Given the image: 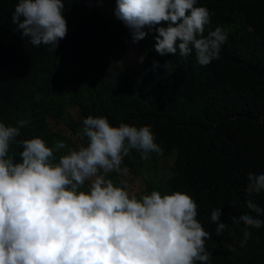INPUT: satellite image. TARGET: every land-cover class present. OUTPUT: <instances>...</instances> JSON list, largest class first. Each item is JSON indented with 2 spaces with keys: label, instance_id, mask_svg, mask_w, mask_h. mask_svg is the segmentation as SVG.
<instances>
[{
  "label": "trees",
  "instance_id": "obj_1",
  "mask_svg": "<svg viewBox=\"0 0 264 264\" xmlns=\"http://www.w3.org/2000/svg\"><path fill=\"white\" fill-rule=\"evenodd\" d=\"M17 3L0 0V122L16 126L30 117L18 139L68 148L82 143L78 133L89 115L113 126H150L162 151L149 154L147 170L132 150L121 171L105 178L137 197L155 188L189 194L211 235L210 264H264V226L257 229V257L237 259L250 238L241 246L245 231L232 219L250 211L248 173H264V0H197L211 14L205 35L216 27L228 33L207 66L194 53L160 56L152 34L132 43L114 15L116 0H63L66 37L55 51L34 47L11 23ZM255 202L264 207V192ZM216 208L227 225L219 236L210 219Z\"/></svg>",
  "mask_w": 264,
  "mask_h": 264
},
{
  "label": "clouds",
  "instance_id": "obj_2",
  "mask_svg": "<svg viewBox=\"0 0 264 264\" xmlns=\"http://www.w3.org/2000/svg\"><path fill=\"white\" fill-rule=\"evenodd\" d=\"M113 12L132 43L152 34L160 56L194 53L201 66L218 59L228 39L221 27L205 35L211 14L197 0H116ZM11 23L34 47L53 51L68 31L63 0H18ZM30 119L0 122V264H210L205 242L211 235L189 194L152 190L137 197L105 178L121 171L132 150L144 160L161 153L150 126H113L105 116L89 115L78 133L82 143L50 147L40 137L18 139ZM13 146L22 150L16 154ZM261 192L264 173L249 172L250 211L232 217L235 222L264 226V207L255 202ZM221 215V208L210 215L217 236L227 227ZM250 237L246 230L241 246Z\"/></svg>",
  "mask_w": 264,
  "mask_h": 264
},
{
  "label": "rangeland",
  "instance_id": "obj_3",
  "mask_svg": "<svg viewBox=\"0 0 264 264\" xmlns=\"http://www.w3.org/2000/svg\"><path fill=\"white\" fill-rule=\"evenodd\" d=\"M138 154H139V157H138L137 163H139V164L142 163L143 169H144V171H146L148 168L151 156L149 155V158L147 160H144V159H141V154L139 152H138ZM146 176L149 177V175H146ZM155 190H158V189L155 188ZM240 227L244 231H246V230L250 231L251 237H250V243L247 245V247L245 249L246 252L240 253L239 257L237 259H253V258L257 257V255L261 252L262 241L258 237L256 228L246 227L242 223H240Z\"/></svg>",
  "mask_w": 264,
  "mask_h": 264
},
{
  "label": "bare ground",
  "instance_id": "obj_4",
  "mask_svg": "<svg viewBox=\"0 0 264 264\" xmlns=\"http://www.w3.org/2000/svg\"><path fill=\"white\" fill-rule=\"evenodd\" d=\"M232 92V91H231Z\"/></svg>",
  "mask_w": 264,
  "mask_h": 264
}]
</instances>
